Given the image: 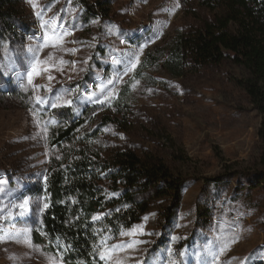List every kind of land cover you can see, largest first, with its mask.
I'll return each mask as SVG.
<instances>
[{
	"label": "rangeland",
	"instance_id": "obj_1",
	"mask_svg": "<svg viewBox=\"0 0 264 264\" xmlns=\"http://www.w3.org/2000/svg\"><path fill=\"white\" fill-rule=\"evenodd\" d=\"M88 1L95 15L80 0H22L12 32L0 26V264H65L32 238L48 205L41 190L50 161L64 154L51 134L70 122L68 113L84 130L99 127L121 97L122 126L101 129L102 156H151L186 183L178 208L170 197L151 201L134 225L146 234L110 253L108 264H264V189L241 175L208 181L226 165L234 173L260 162L261 118L232 84L241 71L224 63L174 78L160 64L140 69L149 53L213 13L195 6L198 17L189 15L181 0ZM121 233L105 250L133 239Z\"/></svg>",
	"mask_w": 264,
	"mask_h": 264
},
{
	"label": "trees",
	"instance_id": "obj_2",
	"mask_svg": "<svg viewBox=\"0 0 264 264\" xmlns=\"http://www.w3.org/2000/svg\"><path fill=\"white\" fill-rule=\"evenodd\" d=\"M88 16L95 15L88 0H80ZM22 0H0L3 35L13 30L12 21ZM189 15L195 6L213 13V19L179 33L165 47L149 53L140 69L161 65L174 78L196 76L204 69L224 63L238 68L232 84L261 118L259 138L262 154L258 168L237 170L225 166V174L208 181L219 183L224 176L241 175L264 189V0H181ZM99 6L105 3L99 2ZM3 90H0V95ZM121 97L113 112L101 117L99 127L84 130V121L68 113L70 122L54 130L50 145L64 152L50 161L45 188L48 199L33 242L65 264H105L99 245L105 249L120 233L142 220L154 199L170 197L175 209L182 201L186 179L175 176L162 161L133 151H118L104 158L97 145L100 131L122 126L117 113H125ZM72 120V121H71ZM64 146H70L64 149ZM169 222L175 215L171 210ZM98 217L93 220V217Z\"/></svg>",
	"mask_w": 264,
	"mask_h": 264
},
{
	"label": "snow or ice",
	"instance_id": "obj_3",
	"mask_svg": "<svg viewBox=\"0 0 264 264\" xmlns=\"http://www.w3.org/2000/svg\"><path fill=\"white\" fill-rule=\"evenodd\" d=\"M36 5L33 4V7H35ZM37 15H39V13H37ZM50 39L53 40V44L52 47H57L59 46V41H60V37H56L55 35H53V37H51ZM47 43V41H46ZM75 51V50H72ZM60 63H65L63 60L60 61ZM133 67H135V65H133ZM32 71H35V67L33 66ZM32 71L29 72V79L31 82V76H32ZM49 79H52L51 76H49ZM41 87V86H38ZM54 106V105H53ZM29 203L28 198H24L21 202V204L19 205V209L21 210V214H23V212L26 210L25 206H27ZM48 205L45 204L44 207L46 208ZM98 217L94 216L93 220H96ZM145 220H147V217L144 218ZM146 234L142 231V226H133L132 229H130L128 232L124 233L122 232L121 235H128L129 237H133V239H131L129 242L127 243H122V244H117V245H111L109 249L105 250L103 248V243L101 245H99V249L100 251L98 252L99 258L100 260L105 261V264H108L109 261H111L113 259V256L110 253H115L116 251H126L128 249H132L134 248V246L137 244V241L134 239V237L136 235H143ZM19 235V234H18ZM4 239L3 236H0V240ZM28 242V241H26ZM236 242V241H233ZM247 260V258H246ZM115 264H124L123 260H119L117 259L115 261ZM137 264H140V262L138 261Z\"/></svg>",
	"mask_w": 264,
	"mask_h": 264
}]
</instances>
